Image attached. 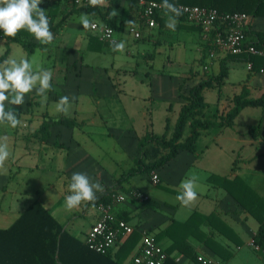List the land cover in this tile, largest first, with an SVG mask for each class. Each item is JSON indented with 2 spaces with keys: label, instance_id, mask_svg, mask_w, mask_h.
Wrapping results in <instances>:
<instances>
[{
  "label": "crops",
  "instance_id": "0c3cea01",
  "mask_svg": "<svg viewBox=\"0 0 264 264\" xmlns=\"http://www.w3.org/2000/svg\"><path fill=\"white\" fill-rule=\"evenodd\" d=\"M82 14L85 13L70 16L66 24L54 33L52 43L42 44L43 49H37L31 55L19 44L9 45L8 58L27 56L35 61L34 68L39 65L51 69L52 84H59L63 94L55 96L50 90L47 93V103L42 105L41 97L33 91L26 94L23 105L9 106L19 110L22 123L15 129L0 126V137H7L12 152L5 167L0 169V229L10 228L33 202H38L64 231L84 243L85 235L99 217L97 200L111 193L112 196L120 195L125 198L124 202L113 205V214L125 218L141 235L148 232L156 236L171 222H185L193 213L205 217L215 216L209 223L198 219L195 234L187 238V244L196 254V261L174 253L176 263L177 257H180L178 264H200L197 257L211 260L213 264H264V250L256 244V247L250 245L260 223L222 187V182L209 180L212 176L229 181L239 178L264 200V107L242 109L232 127L204 131L194 152H180L168 165L156 172L160 179L158 185L152 184L149 175L128 176L138 158L139 140L148 133L162 136L166 119L169 120L170 136L181 106L185 103L182 97L187 96L189 89L200 79L207 75H217L221 61L227 56L211 63L206 60V75L204 67L199 63L202 54L197 34L170 29L157 34V31L150 30L152 37L149 40L136 42L124 29L115 34V41H125L128 44L127 59L135 57V51L139 54L137 48L141 49L139 46L132 47L129 43L149 45L152 53L149 54V49L144 50L147 53L143 56L150 71L145 73L144 78H140L137 71L118 69L114 73L112 67L109 72L105 70V73L100 72L97 73L99 76H95L89 70V65L78 59L74 50L68 47V33L76 40L81 39L90 52L117 51L114 52L111 46L104 47L100 52L91 49L90 37H98V33L81 25L79 18ZM91 20L98 24L96 20ZM255 21L256 19L249 22L253 29ZM170 34L181 36L182 39L175 43L168 41L167 36ZM188 44L197 54L191 63H179L171 58L170 51L174 47L182 51ZM5 45V39L0 38V56L5 51ZM67 53L71 58L70 67L65 66ZM156 57H159L160 63L157 66L161 70L154 69ZM237 65L243 66L244 73ZM170 66H181V70L185 66L186 71L177 75L165 72V67ZM227 66V76L221 88L204 92L208 112L218 111L219 115L226 113L230 108V101L242 89L248 91L249 98L256 99L264 94V75L248 73L246 63L241 60L230 61ZM67 68L78 71L72 72ZM190 74H194L193 77ZM119 75H130L132 84L146 85L147 91L124 92L119 88V79H116ZM55 79L59 82L56 83ZM208 94L211 96L210 103L206 100ZM64 95L74 97L71 100L70 115L52 113L51 111H55V103ZM157 109H160V117L163 118L161 134L152 129V114ZM120 115L129 123L133 118V123L127 129L117 126V123H124L117 119ZM209 115L212 114L207 113ZM45 116L74 119L78 125L72 128L52 126L49 128V137L43 139L40 127ZM257 124H260V132L254 138L249 134L248 128ZM48 170L55 176L56 183L42 187L38 182V185L31 188L33 179L38 180ZM75 172L86 173L93 181L98 180L104 186V192L97 193L98 199L94 203L85 202L68 211L64 206V197L69 194L70 178ZM191 175L198 178L199 198L193 206L183 207L176 196L181 180ZM145 181L149 186L145 185ZM227 185L236 194L237 188L228 183ZM132 190L143 193L148 200L142 202L131 197ZM170 243L167 237L161 241L164 248ZM139 244L131 255L122 257L121 260H116L114 252L107 254L106 258L89 253H72L69 264H131V257Z\"/></svg>",
  "mask_w": 264,
  "mask_h": 264
},
{
  "label": "trees",
  "instance_id": "16d2710c",
  "mask_svg": "<svg viewBox=\"0 0 264 264\" xmlns=\"http://www.w3.org/2000/svg\"><path fill=\"white\" fill-rule=\"evenodd\" d=\"M145 1L161 4V0ZM170 2H174L179 6H197L212 9L219 14L243 13L248 16L249 22L252 19L264 20V0H170ZM105 4V6H92L89 2L78 5L75 0H42L40 6H42L49 17L53 33H56L64 25L66 17L77 14L80 11L92 18H97L96 21L99 25H106L112 28L115 34L121 30H127L129 26L127 22L133 20L141 31V37L135 40L136 42L149 40L152 37L150 30L161 34L164 29H168L166 27L168 17L165 15L164 10L156 11L153 14L156 25L153 28H148L141 18L143 6L139 4V0H106ZM178 19L179 23L175 31L190 32L198 35L202 54L199 63L203 67L206 66L208 53L213 48L211 40L215 31L212 30L210 32L209 40H204L201 26L187 23L182 15ZM249 22L244 27L245 42L264 44V31L253 29ZM216 26L218 24H215V28ZM0 38L6 41L5 51L0 56V63L8 58L10 53L9 45L11 43L21 45L28 55H31L37 49H43V45L37 43L34 36L25 30H21L15 38L6 37L0 32ZM90 41V47L94 51L100 52L104 47L110 46V43L100 41L97 36L91 35ZM234 60H241L244 63L248 60L252 61L255 71H258L261 67L264 68L263 58L248 59L245 55H229L221 61L220 71L217 75H207L206 71H204L207 76L193 85L187 92V96L182 97L185 103L181 106L171 135L169 136V120L166 119L165 132L162 136L148 133L139 140L137 148L138 158H136L135 167L129 171L128 176L138 174L150 176L151 172H157L168 165L180 152H194L196 143L204 131L232 127L235 118L242 109L264 107V94L256 99L249 98L248 91L242 89L239 95L232 98L230 108L226 113L220 115L216 113L213 118L207 116L208 104L205 102L204 92L212 88H217L218 90L221 88L228 72L227 63ZM15 111L18 118H20L19 110L15 109ZM76 125L78 123L74 119L45 116L40 127V133L43 139H47L50 135L49 128L52 126L72 128ZM248 132L252 137H257L260 132V124L250 126ZM209 180L222 182V187L260 223V228L253 239L254 243L264 250V200L239 178L229 181L226 178L212 176ZM227 183L237 188L236 194L227 187ZM112 200L113 196L111 193L105 194L97 200V204H109ZM117 218L127 222L125 218ZM198 219L209 223L215 219V216L205 217L193 213L185 222H171L167 228L155 236L161 246L163 238L167 237L171 241L168 247L164 248L162 246L168 256L164 264H177L173 257L174 253L183 255L191 261H196V254L187 244V238L195 234ZM141 238L140 232L133 228V232L118 243L115 251L111 250L106 254L97 253L91 251L84 243L64 231L63 227L54 220L40 203L33 202L10 228L0 229V264H69L72 253H89L106 258L107 254L114 252L116 260H121L122 257H128L132 254Z\"/></svg>",
  "mask_w": 264,
  "mask_h": 264
},
{
  "label": "clouds",
  "instance_id": "9594fccd",
  "mask_svg": "<svg viewBox=\"0 0 264 264\" xmlns=\"http://www.w3.org/2000/svg\"><path fill=\"white\" fill-rule=\"evenodd\" d=\"M92 6L106 3V0H88ZM42 0H0V32L6 37L15 38L25 30L43 45L51 44L54 33L51 30L49 17L45 10L40 7ZM161 8L168 17L166 27L175 31L179 17L182 15V6L170 0H161ZM94 15V14H93ZM81 25L85 29L94 27L93 21L88 14H82ZM128 25L135 28L137 25L129 20ZM109 32L111 30L109 29ZM112 50L123 52L126 48L125 41L110 40ZM35 61L27 56L19 59L9 57L0 63V126L12 129L21 125L15 109L10 105L21 106L25 103L26 94L35 91L41 97L40 103L46 104L47 93L52 90V70L39 65L34 68ZM67 95L61 96L55 103V112L68 116L72 107L71 100ZM12 156L7 137H0V169L4 168ZM198 178L191 175L181 180L176 200L183 207H191L199 198ZM104 186L97 180L93 181L86 173L75 172L71 175L69 194L64 197V206L68 211L80 207L85 202L94 203L97 193H103ZM180 257H177V264Z\"/></svg>",
  "mask_w": 264,
  "mask_h": 264
},
{
  "label": "built area",
  "instance_id": "2783aa9c",
  "mask_svg": "<svg viewBox=\"0 0 264 264\" xmlns=\"http://www.w3.org/2000/svg\"><path fill=\"white\" fill-rule=\"evenodd\" d=\"M76 4L83 5L88 0H75ZM139 4L143 6L141 18L144 20L148 28H153L156 23L153 14L156 11L163 10L161 4L156 2H146L139 0ZM182 6V16L186 22L196 26H201L203 30L204 40H209V34L214 30L213 39L211 40L213 48L208 53L209 63L220 57L226 56H242L250 58L264 59V44H252L245 42L244 27L248 24L249 18L243 13L219 14L212 9L200 8L197 6ZM215 24H218L215 28ZM109 29L111 32H109ZM91 30L98 33V38L102 42L110 43L115 40V32L106 25H98L94 23ZM127 32L132 39L138 40L141 37V31L137 25L135 28L127 27ZM208 66H204L206 71ZM248 73L253 75H264V68L258 71L253 69V62H246ZM150 181L153 185H158L160 179L155 171L150 173ZM130 196L145 202L148 197L143 193L132 190ZM123 196H113V200L109 204L98 203L97 211L99 217L91 226L84 238V244L91 251L106 254L111 250H115L123 239L127 238L132 232L133 227L126 221L118 219L112 212L115 203L124 202ZM251 246H255L254 240L250 241ZM256 247V246H255ZM168 258L162 246L157 242L154 235L143 232L140 244L131 257V264H164ZM200 264H213L211 260L197 257Z\"/></svg>",
  "mask_w": 264,
  "mask_h": 264
},
{
  "label": "rangeland",
  "instance_id": "374dc122",
  "mask_svg": "<svg viewBox=\"0 0 264 264\" xmlns=\"http://www.w3.org/2000/svg\"><path fill=\"white\" fill-rule=\"evenodd\" d=\"M106 4H102L101 6H105ZM41 7V6H40ZM69 9V8H68ZM67 9V10H68ZM83 13L82 11H80L79 13L77 14H72V15H78V14H81ZM72 15H69L68 17H66V20L63 24H66L67 20L69 19L70 16ZM90 19H93V20H97V18H92L91 16H89ZM253 20V19H252ZM255 28L257 30H261V31H264V20H260V19H257L255 21ZM167 40L168 41H173L174 43L177 41V40H181V36L180 37H176L175 34H170L167 36ZM132 42V41H131ZM67 45L68 47H70L71 49L74 50V52L77 54V57L78 59H82V62L84 64H87L89 65V70L90 71H93L94 72V75L96 74L97 76H99L100 74H97V73H105L104 71H110L112 69V67H114V73L118 70V69H123V70H127V71H137L138 72V77L140 78H144L145 77V73L150 71L149 69H147V66H146V63H145V57L143 56L144 53H147V51L144 52V50H148L149 49V54L152 53V48L149 47V45H144V46H141L139 45L138 43H129L130 46H139L141 49H143V51H141V49L137 48L139 50V54L136 53H133V55H135V57H129V59H127L126 57V51L128 50V44L126 43V48L123 52H116V53H112V52H105V53H93V52H90L86 49V45L85 43L81 40V39H78L76 40V38L74 39L73 36H71V34L68 33V36H67ZM170 48V47H169ZM170 55H171V58L173 60H177L179 63H191L197 56V54H195L193 48L191 47L190 44H188V46L180 51V49L178 48H175L174 47V50L171 52L170 51ZM65 58L67 59V62L65 64L66 67H70L71 66V58H70V54H65ZM163 58V57H162ZM46 63L47 62H50V61H45ZM160 61H159V57H156V60H155V70H161V67L157 66V64H159ZM238 68L241 69V72L244 73V68L243 66L241 65H237ZM72 68V67H71ZM69 70V68H67ZM71 70V69H70ZM69 70V71H70ZM72 72L73 71H78V69H75V70H71ZM165 72L167 73H171L173 75H177L178 73H181V71H186L185 69V66H182V70H181V66L180 67H174V66H170V67H165L164 69ZM120 72V70L118 71ZM189 72V70L187 71ZM189 74V73H188ZM95 75V76H96ZM152 75V74H151ZM191 77H193L192 74H190ZM116 79L118 80L119 79V82L121 83L120 85V89L123 90L124 92H134V93H139V92H144V91H147V86L146 85H142V84H132L130 81V75H127L125 77L123 76H117ZM143 80V79H142ZM56 81V79H55ZM122 81H126L125 83H122ZM59 81L57 80L56 83H58ZM53 87H52V90H51V94L55 95V96H59V95H62L63 94V91H62V87L59 86V84L55 85V84H52ZM66 90V89H64ZM68 90V89H67ZM211 94V93H210ZM210 98L211 96L208 94L206 95V100L207 102L210 103ZM100 109V108H99ZM101 110V109H100ZM102 111V110H101ZM100 111V112H101ZM52 113H55V111H51ZM206 113H210L212 115H209L208 117H212L214 116L216 113H218V111H215L213 112L212 110L211 111H207ZM160 114H161V111L160 109L157 111H155L152 115H153V118H152V121H153V131L157 134H161V131L163 130V118L160 117ZM117 119H119V121H124V123H120L118 124L117 123V126L118 127H123V128H128V125H130L131 123H133V118L132 119V122L129 123V122H126V118H123L122 115L119 116V118L117 117ZM48 168V167H47ZM52 172L48 170V172H44V174H42V176L40 175V177H38L39 179L38 180H35L33 179V182L30 183V187H34V185H38V182L42 185V187H45L47 184H54L56 183V178L54 175H51ZM145 185L149 186V184L145 181ZM57 188V186H56Z\"/></svg>",
  "mask_w": 264,
  "mask_h": 264
}]
</instances>
